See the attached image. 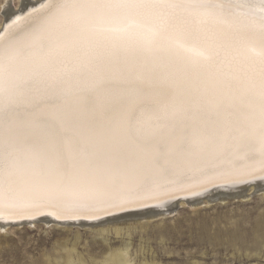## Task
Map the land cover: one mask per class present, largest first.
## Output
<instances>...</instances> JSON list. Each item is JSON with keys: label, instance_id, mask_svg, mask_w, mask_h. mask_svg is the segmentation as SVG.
<instances>
[{"label": "bare ground", "instance_id": "bare-ground-1", "mask_svg": "<svg viewBox=\"0 0 264 264\" xmlns=\"http://www.w3.org/2000/svg\"><path fill=\"white\" fill-rule=\"evenodd\" d=\"M4 12L6 163L55 161L82 115L103 106L130 109L165 167L264 166V0H23ZM110 228L123 229L96 231ZM105 261L131 264L125 250Z\"/></svg>", "mask_w": 264, "mask_h": 264}, {"label": "snow or ice", "instance_id": "snow-or-ice-1", "mask_svg": "<svg viewBox=\"0 0 264 264\" xmlns=\"http://www.w3.org/2000/svg\"><path fill=\"white\" fill-rule=\"evenodd\" d=\"M261 194L264 166L233 175L165 167L156 160L154 147L133 131L130 109L100 106L82 115L73 142L60 144L55 161L6 163L0 158V264H19L33 237L39 247L51 246L52 240L29 231L37 224L55 222L82 230L139 226L173 216L182 201L201 209L181 221L183 228L190 224L223 241L200 248L202 264H264V201L257 203ZM238 200L246 203L236 204L238 211L229 220L213 215L230 212ZM217 204L228 208L218 210ZM172 223L152 224L149 233L150 251L163 264H181L164 257L159 243L165 238L175 247ZM92 246L106 254L126 248L127 241L112 237L107 244L93 241Z\"/></svg>", "mask_w": 264, "mask_h": 264}, {"label": "rangeland", "instance_id": "rangeland-1", "mask_svg": "<svg viewBox=\"0 0 264 264\" xmlns=\"http://www.w3.org/2000/svg\"><path fill=\"white\" fill-rule=\"evenodd\" d=\"M22 1L0 0V23L5 18L6 10L4 12V6H7L9 3L10 9H16L22 5ZM261 201H264V194L258 197L257 203ZM244 203L246 201L238 200L232 205L230 212H224L222 214L213 213V215L221 220H229L230 214H235L238 211L235 205ZM178 204L179 211L175 212L173 216L161 217L158 221L154 220L140 224L139 226L122 227L123 229L120 230L110 228L104 232H100L92 229L65 228L48 223L37 224L35 229H29V231H36L39 237L52 240V244L50 247L41 248L38 246L39 242L37 237H33L29 245L25 248L19 264H109L105 260L114 250L127 251L131 259V264H163V261L155 259L154 252L150 251L153 240L149 233L152 231V224H160L165 220L173 221L169 226V231L171 244H174L175 247L169 246V241L161 238L159 243L163 247L164 257L169 260L175 257L176 261L181 262V264H202L200 248L210 243L220 244L223 241L215 237L214 232L212 236L206 237L199 230H193L190 224L187 228H183L181 221H187L189 219V213L196 214L201 209L192 208L189 203L182 205L179 202ZM208 207H211V205H204V208ZM215 207L219 210L228 208V205L217 204ZM56 233H61L62 235L56 236ZM112 237L127 241V247L122 249H109V252L105 254L98 252L92 246L93 241H104L107 244ZM137 239L139 240L138 246L135 243ZM29 248L35 249V252H30L28 250ZM12 264H18V262L13 260Z\"/></svg>", "mask_w": 264, "mask_h": 264}, {"label": "water", "instance_id": "water-1", "mask_svg": "<svg viewBox=\"0 0 264 264\" xmlns=\"http://www.w3.org/2000/svg\"><path fill=\"white\" fill-rule=\"evenodd\" d=\"M24 7V6H23Z\"/></svg>", "mask_w": 264, "mask_h": 264}]
</instances>
